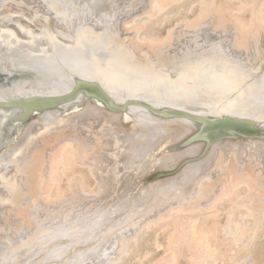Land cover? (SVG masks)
Segmentation results:
<instances>
[{"label":"bare ground","instance_id":"bare-ground-1","mask_svg":"<svg viewBox=\"0 0 264 264\" xmlns=\"http://www.w3.org/2000/svg\"><path fill=\"white\" fill-rule=\"evenodd\" d=\"M0 70V152L24 131L0 157V264H264V142L169 148L204 119L264 126V0H0Z\"/></svg>","mask_w":264,"mask_h":264},{"label":"rangeland","instance_id":"rangeland-1","mask_svg":"<svg viewBox=\"0 0 264 264\" xmlns=\"http://www.w3.org/2000/svg\"><path fill=\"white\" fill-rule=\"evenodd\" d=\"M11 6H14V4H11ZM17 6V5H16ZM22 6H17V8H21ZM199 13V6H196L191 12L187 9V8H184V10L183 11H179V12H174V13H172V14H170V15H168V16H163L161 19V22H160V25H156V26H154V28H153V30L151 31L153 34H159V35H161V36H166L167 35V32H168V30L169 29H172V28H174L175 27V25H176V23L178 22V21H180V20H182L183 18H185V17H187L188 19H190V20H192V19H194V17L197 15ZM8 58V57H7ZM5 68V67H4ZM4 68H2V69H4ZM1 71V70H0ZM2 71H4V70H2ZM15 78V76L13 75V76H8V80H9V82L8 83H11V82H16V81H18V80H16V81H13V79ZM2 103V102H1ZM87 103V104H86ZM111 104H113L112 102H111ZM115 107H117L118 108V110L117 109H110V111L111 112H113L114 114L116 113V115L117 116H119V119H118V121L121 123V125L123 126V127H125V128H127V129H132L134 126H135V124H134V122L133 121H135V117L129 112V106L130 105H127V106H122V105H116V104H113ZM90 107H92V108H99V107H97L94 103H92L91 101H89V100H86L85 101V105L83 104V106H82V110L80 111L81 112V114H84L85 113V110L86 109H88V108H90ZM84 111V112H83ZM105 112H108V113H111V112H109V111H106V110H104ZM83 112V113H82ZM96 112V113H95ZM95 112L94 111H92V112H90L88 115H90V116H93V117H95V118H97L98 120H108L109 119V115L108 114H105V115H98L97 114V111L95 110ZM112 113V114H113ZM100 114V113H99ZM125 114H127L130 118H132V120L133 121H131V120H129V122H125L124 124L122 123V119H123V115H125ZM39 116H33L32 118H31V120L30 121H34V122H36L37 120L39 121L40 120V118H38ZM178 117H180V116H175V117H173V116H164V117H161L162 119H163V121H168V120H170V118H178ZM183 118H187V119H189V120H191L190 118H188V117H185V116H183ZM230 118H237V119H241V118H238V117H230ZM35 119H37V120H35ZM115 122V121H114ZM117 122V121H116ZM115 122V123H116ZM118 122V123H119ZM257 125V124H256ZM257 127H259V128H264V126L262 127V126H258L257 125ZM18 131V132H17ZM23 130L21 129H19V130H16V133L11 137V141L10 142H8V144H7V146H5L4 148H2L1 149V152H0V157H1V155L3 154V152H5V151H10L11 149H13L14 147H15V145H16V143H18V140L21 138V136H22V134H23ZM263 133H264V129H263ZM194 134L195 133H191V134H189V135H186L185 137H183V138H181V139H179L178 141H175L173 144H171L170 146H169V148L170 147H173L174 148V150L176 151V152H179L180 150L182 151V150H186L187 148H188V146H185V144L190 140V138H192V136H194ZM235 138V139H234ZM253 140V141H261V142H264V138H244V137H241V136H236V137H232V138H230L229 140H233V141H241V142H243V141H245V140ZM197 142V141H196ZM195 142V143H196ZM198 142H200V141H198ZM193 144V143H192ZM181 146V147H180ZM190 146V145H189ZM179 150V151H178ZM165 152H168L167 150H165ZM205 152H206V150H205ZM205 153H202V155L199 157V158H197V159H195V160H202V158H204L205 157ZM178 160V159H177ZM176 160V163H175V165L172 167V168H169V169H165V168H163V169H159V170H157V169H154V170H152L150 173H147V174H145V176L142 178L143 179V185L146 187V186H148L150 183L151 184H154V182H156V181H158V180H163V179H168V178H173L174 176H176V175H178V173L180 172V171H182V169L183 168H185L186 166H188V164L189 163H186V161H188L189 160V158H184V159H182V160H178L177 161ZM175 167V168H174ZM161 174H167V175H161ZM158 176V177H157ZM1 206V205H0ZM5 205H3V206H1L2 208L4 207ZM0 207V209H2Z\"/></svg>","mask_w":264,"mask_h":264},{"label":"water","instance_id":"water-1","mask_svg":"<svg viewBox=\"0 0 264 264\" xmlns=\"http://www.w3.org/2000/svg\"><path fill=\"white\" fill-rule=\"evenodd\" d=\"M85 88L94 91V93H96L98 97L102 98L106 103L109 104L108 97L98 88L97 85L86 86ZM49 101L50 102L55 101L61 104L68 100L62 101V100L53 99ZM38 102H43V101H37V102L30 101V102H27V104L26 102L22 101L20 102V105L26 108L27 110L28 109L27 106L29 104L34 107V105L38 104ZM114 109L118 110L117 107H114ZM166 111H168L166 113L167 116L175 117V116H179L183 114L182 112H178L176 110H166ZM190 118L191 120L196 119L193 116H190ZM200 122H203L204 127L201 130H199L197 133H195L194 136H192V138H190V140L192 141H203L204 140L206 141V143H209V142H212V140L232 138L234 137V135H237V137L241 136L244 138H264V133H263L264 128L257 127V125L251 120L224 117L222 119H215L212 121L204 119Z\"/></svg>","mask_w":264,"mask_h":264}]
</instances>
